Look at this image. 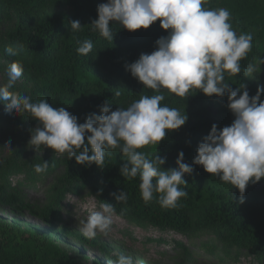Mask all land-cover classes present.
<instances>
[{"label": "trees", "instance_id": "16d2710c", "mask_svg": "<svg viewBox=\"0 0 264 264\" xmlns=\"http://www.w3.org/2000/svg\"><path fill=\"white\" fill-rule=\"evenodd\" d=\"M105 2L107 0H0V21L12 16L16 19L12 31L2 39L0 55L11 63L18 60L23 65V75L33 85L29 96L33 102L47 99L53 107L63 106L78 117L79 123L91 113L101 114L100 106L106 102L114 111L118 107H129L143 95L160 94L145 88L125 66L135 62L141 53L150 54L156 50V40L166 36L168 30L161 27L159 20L147 29L134 31L111 23L113 40L103 38L92 31L90 24L98 19V5ZM203 7L228 9L230 23L237 35H252V49L240 61L241 73L232 76L226 73L225 81L233 89L245 85L250 96H254L258 87L264 86V0H207ZM74 20L81 22V31H70V23ZM85 39L92 40L94 45L87 56L77 53L78 42ZM20 45L23 48L15 57L5 51L8 47L17 50ZM249 63L256 66V71L245 76L244 70ZM116 91L121 92L119 97L115 96ZM162 94L165 99L161 106L179 109L188 120L178 130H169L159 144H150L138 151L150 159L155 155L166 158L161 166L165 169L177 168L178 154L183 151L184 162L193 167V172L184 175L187 184L180 188L188 195L178 200L177 207L162 208L158 202L159 194H154L150 202H144L139 175L129 180L120 173L125 161L119 148L105 154L103 168L94 163L90 167L78 164L75 157L69 159L67 153L57 154L51 148L58 158L39 160L41 164L44 160L49 162L43 173L13 161L0 171V203L19 212L33 213L51 227H58L62 223L58 209L65 204L68 194L87 188L101 204L115 205L116 214L129 223L170 229L188 237L189 243H194L197 235L205 234L209 242L202 249L213 252L220 262H226L240 252H248L259 264H264V191L252 188L249 183L244 202L240 203L238 188H232L206 172L203 166L193 164L199 142L210 132L212 125L222 129L235 119L227 107V96L209 97L199 90H193L185 97L167 90H162ZM261 100L264 101V94ZM212 105L220 106L223 113L214 117L209 109ZM3 108L5 105L0 102V119L4 115ZM61 167L60 186L51 201L43 207L29 203L23 188L54 175ZM16 175H23L17 187L12 182ZM121 190L128 194L127 203H117L112 195ZM65 231L71 233L67 228ZM75 235L82 244L98 246L108 258L118 259L98 237L86 238L78 230ZM147 240L166 243L162 238L149 237ZM190 247L183 240L174 239V248L181 249L184 255L195 253ZM0 264L82 263L47 232L0 219Z\"/></svg>", "mask_w": 264, "mask_h": 264}, {"label": "clouds", "instance_id": "9594fccd", "mask_svg": "<svg viewBox=\"0 0 264 264\" xmlns=\"http://www.w3.org/2000/svg\"><path fill=\"white\" fill-rule=\"evenodd\" d=\"M207 0H107L98 5V19L90 24L92 31L108 40H113L111 23H118L129 31L147 29L154 22H160L168 30L166 36L156 40V50L141 53L139 58L126 64V70L142 82L145 88L156 95H143L129 107L111 110L109 103L100 106L101 114L91 113L83 123L65 107H53L47 99L33 102L21 92L12 91L16 81L23 74V65L14 60L7 68V83L0 85V102L8 114L27 112L39 121V126L30 130L28 147L36 151L42 146L51 148L57 154L67 153L69 159L75 157L78 164L90 167L93 163L104 167L105 154L120 149L124 161L120 173L125 179L139 175V189L145 203L154 194H159L162 208H175L181 197L188 193L180 188L187 184L186 173L193 167L184 162L181 151L177 158V168L165 169L166 158H148L138 151L150 144H159L169 130H178L188 120L177 108L161 106L165 99L162 90L179 97L188 96L193 90L202 91L209 97L227 96V107L234 114L230 126L222 129L213 124L197 148L193 164L219 177L232 188H238L240 203L249 183L255 184L264 178V86L250 96L246 86L233 89L225 81V74L241 73L240 61L252 49L253 37L244 33L237 35L233 29L231 13L226 8L209 9L203 7ZM79 20L71 21L70 31L79 32ZM77 53L87 56L93 49V41H79ZM12 47L5 49L15 57L22 50ZM256 71L249 63L244 70L248 76ZM243 90V91H242ZM242 92V94H241ZM116 97L121 95L116 91ZM9 141L7 146L10 147ZM91 153V154H90ZM49 162L34 165L36 173H43ZM117 203H127L128 194L121 190L112 193ZM100 210L89 209L86 220L81 221V231L86 238L98 234L107 236L112 229L115 205L100 204ZM117 264H134L131 256H118Z\"/></svg>", "mask_w": 264, "mask_h": 264}, {"label": "rangeland", "instance_id": "374dc122", "mask_svg": "<svg viewBox=\"0 0 264 264\" xmlns=\"http://www.w3.org/2000/svg\"><path fill=\"white\" fill-rule=\"evenodd\" d=\"M15 23L14 16L0 21V45L2 39L12 31ZM10 64L9 60L0 55V85L7 83L6 70ZM32 88L33 85L22 74L12 91L30 96ZM209 109L214 117L223 113L222 108L217 105H212ZM2 112L4 115L0 119L2 120L0 122V171L5 165H9L13 161L22 162L27 168H30L39 163V160H56L58 158L57 154H52L49 148L41 147L36 151L34 148L28 147V141L31 137L30 130L39 126L38 120L31 117L27 112L23 115L8 114L5 112V108ZM9 141L11 142L10 147L7 146ZM62 173L63 168L61 167L54 175L43 177L41 182L24 187L23 193L28 202L35 207L47 205L60 186L59 179ZM22 177L23 175L14 176L12 178L13 185L17 187V183ZM252 188L264 191V179L252 184ZM100 204L89 189L80 188L76 194L69 193L65 204L58 209V216L62 220L58 227H51L33 213L19 212L1 203L0 219L22 227H32L47 232L74 254L82 264H95L102 261L117 264V260L104 255L100 247L84 245L75 235V231H81L80 222L87 219L89 209L99 211ZM66 228L71 231L70 234L65 231ZM96 237L105 242L113 254L131 256L134 264H259L255 256L248 252H240L226 262H220L219 258L213 255V252L202 249V246L209 242L208 236L205 234L197 235L194 238V243H189L188 237L176 231L162 230L151 226H137L120 218L117 214L114 216V223L109 234L107 236L98 234ZM149 237L162 238L166 240V243L159 244L156 241H148ZM174 239L183 240L191 246L190 249L195 253L184 255L181 249L174 248Z\"/></svg>", "mask_w": 264, "mask_h": 264}]
</instances>
